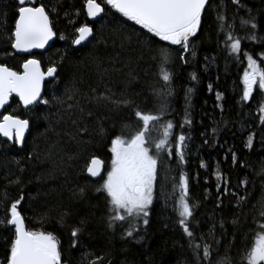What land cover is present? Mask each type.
<instances>
[{
  "label": "trees",
  "instance_id": "obj_1",
  "mask_svg": "<svg viewBox=\"0 0 264 264\" xmlns=\"http://www.w3.org/2000/svg\"><path fill=\"white\" fill-rule=\"evenodd\" d=\"M36 2L45 4L49 11L55 6L50 19L56 38L47 51L31 56L40 60L44 70L56 67L57 73L44 84L41 98L49 100L48 105L38 103L24 108L12 96L5 108L7 113L28 119L30 127L22 146L0 135V198L7 192V200L0 202V219L11 203L23 196L18 210L26 228L56 235L63 264H196L189 238L173 210L180 192L178 177L186 174L190 178V203L197 206L190 221L192 230L197 237L213 230L221 244L220 254L229 247V254L238 264L254 243L259 223H264L259 214L260 203H264V124L259 111L264 94L254 90V99L241 100L247 60L237 59L225 48L216 11L204 22L197 55L189 56L187 65L177 62L168 68L174 73L173 95L169 97L171 112L164 119L183 124L187 107L193 121L183 129H174L177 135L183 132L190 136L185 142L186 163H179L175 155L161 154L149 225L138 222L139 234L129 240L123 236L126 224L115 229L108 227L110 208L105 195L96 191L103 181L90 177L87 167L93 158H100L106 164L102 174L106 176L111 164V138L121 131L126 138L132 135L138 118L132 107L97 104L94 97L108 95L110 89L116 94L113 99L127 97L141 110H153L158 104L153 90L158 81L163 83L158 50L146 38L138 39L143 30L130 21L110 23L112 14L91 21L87 0ZM213 2L225 14V26L233 23L237 6L231 0ZM242 2L246 7L238 15L248 19L250 10L260 25L256 36L264 37V0ZM112 13L119 17L115 10ZM16 18L15 0H0V63L21 72L30 56L15 53L7 38L14 30ZM84 24L93 27L94 37L76 46L72 43L78 35L75 29ZM249 29L250 25L241 27L236 20L238 36L245 37ZM61 36L65 38L60 39ZM242 50L255 58L264 52V47L258 40L245 38ZM193 72L198 75L197 81L191 80ZM189 88L193 89L191 94L187 93ZM217 93L222 99H217ZM249 139L251 148L247 146ZM217 170L224 177L221 181L216 179ZM224 186L229 193H218L217 187ZM160 187L167 195L161 193ZM81 188L85 189L83 194ZM81 220L87 221L86 227L78 239L73 238L71 231ZM234 220L238 223L234 224ZM8 238L9 231L0 227V260L6 254ZM73 242L77 247H72Z\"/></svg>",
  "mask_w": 264,
  "mask_h": 264
},
{
  "label": "snow or ice",
  "instance_id": "obj_2",
  "mask_svg": "<svg viewBox=\"0 0 264 264\" xmlns=\"http://www.w3.org/2000/svg\"><path fill=\"white\" fill-rule=\"evenodd\" d=\"M231 2L237 6V13L233 14V23L227 26L224 23L225 14L219 11L220 5L214 7L213 0H99V2L87 0L86 2L87 16L90 18L104 19L112 14L113 19L109 21L110 23L121 25L130 21L133 25L139 26V29L143 31L138 33V39L144 37L150 46L157 48V58L161 64L163 83L158 90H153L158 99L155 114L145 113L134 100L127 97L113 99L116 94L110 89L108 95L94 97L97 104L111 103L116 108L132 107L134 116L142 122V127H138L133 135L126 138L121 131L120 134L111 138V166L106 176L101 175L102 161L97 158H93L91 165L87 167L90 177H99L103 181L96 191L105 195L106 203L109 205L108 227L115 229L126 224L124 238L135 239V236L139 234L138 222H142L144 226L149 225V216L156 199V182L161 154L167 157L175 155L179 163H186L185 142L190 139V136H186L183 132L177 135L174 129H183L185 125L190 126L193 121L187 107L183 124H174L171 120L164 119L171 112L168 98L173 95L171 84L174 73L168 68L177 62L187 65L188 57L197 55V41L201 40L204 22L213 11H216L219 31L224 34L225 48L237 59L243 57L247 60V70L243 74L244 87L241 100L247 102L254 99V90L264 94V52L257 53L254 58L252 53L242 50V39L245 38L258 40L261 47H264V37H257L255 34V30L260 26L259 22L250 10L247 13L248 19L238 15L239 10L246 7L242 0H231ZM46 7L45 4L37 5L36 0H15L17 18L14 21V30L7 38L11 48L16 52L30 53L32 49H43L56 36L53 21L50 19L51 12H55L56 8L53 6L49 11ZM112 10H115L119 17H116ZM120 17L125 19L121 20ZM237 19L241 27L250 25L249 32L243 38L236 34ZM75 32L78 34L72 40L75 45H82L89 37H94V29L88 24L77 27ZM64 38V36L60 37V39ZM207 59L208 57H205V60ZM22 67L23 72H19L0 63V108H4L13 95L19 98V103H22L25 108L38 103L49 104V100L41 98V90L45 77H53L57 71L56 67H49L45 73L41 70V62L37 59H26ZM191 80H198L196 72L191 74ZM211 90L212 86L209 85V91ZM192 91L193 89L189 88L187 93L191 94ZM188 94L185 96L186 105L189 104ZM217 99H222L220 93H217ZM259 111L260 122L264 124V103L259 106ZM150 124H155L158 128L162 127V134L153 141H150L148 136ZM28 129V119L3 115L0 121V135L21 145ZM84 131L86 132L87 129L85 128ZM213 132L215 133V129ZM204 143L207 144L208 140L205 139ZM247 146L251 148V139ZM232 159L235 162V155ZM201 167L206 165L201 164ZM215 176L217 181L224 179L219 170L216 171ZM189 179L186 174L179 176L180 192L174 201L173 210L178 215L179 225L189 238V246L196 264H237L229 254V247L224 249L223 255L220 254L221 244L213 230L210 229L207 236L199 237L192 230L190 221L194 219V209L197 206L190 203ZM16 183L20 181L17 180ZM244 183L247 184V181ZM227 184L228 181L225 180V185ZM80 191L83 194L85 189L81 188ZM217 192L227 194L229 188L217 187ZM232 194L235 195V193ZM172 195L175 197V188ZM241 198L247 199V197ZM23 199L24 197L21 196L12 202L5 217L0 219V227H4L10 233V238L6 239L7 251L4 259L0 260V264H63L60 241L56 235L51 232L30 231L26 228L24 217L18 210ZM6 200L7 192L5 191L0 202ZM259 214L261 218H264V203H260ZM233 223L237 224L238 221L234 220ZM86 224V220H81L79 225L71 231V236L78 239ZM258 228L254 243L238 264H244L245 260L246 264H264V223H259ZM208 239L211 243L207 242ZM197 240L203 243H198ZM72 247H77L76 242H73ZM108 264H111V261H108Z\"/></svg>",
  "mask_w": 264,
  "mask_h": 264
},
{
  "label": "water",
  "instance_id": "obj_3",
  "mask_svg": "<svg viewBox=\"0 0 264 264\" xmlns=\"http://www.w3.org/2000/svg\"><path fill=\"white\" fill-rule=\"evenodd\" d=\"M99 18V17H98ZM98 18H95V19H93V18H90L89 17V19L91 20V21H95L96 19H98ZM91 27V26H90ZM91 37H89V39H90ZM88 39V40H89ZM54 40H55V37L53 38V40H51V41H49L48 42V44L45 46V48H43V49H32L31 50V52L30 53H23V52H16V50L14 49V51L17 53V54H20V55H26V56H29L31 53H35V52H43V51H45V50H47L48 48H49V46L54 42ZM86 42V41H85ZM84 42V43H85ZM83 43V44H84ZM28 59H37V58H33V57H30V58H28ZM37 60H39V59H37ZM40 61V60H39ZM12 70H14V69H12ZM41 70L42 71H44L45 73L47 72V70H44L43 69V67H42V65H41ZM15 71V70H14ZM21 72H23V67H22V70H21ZM56 73H57V71H56ZM56 73L54 74V76L53 77H45V80H44V82H43V85H42V90H41V96H42V94H43V89H44V84H45V82L46 81H49V80H51V79H53L55 76H56ZM13 96H15V95H13ZM16 97V96H15ZM18 98V97H17ZM19 99V98H18ZM10 101H11V97L9 98V103L7 104V105H9L10 104ZM22 104V103H21ZM7 105H5L4 106V108L7 106ZM23 105V104H22ZM24 107V106H23ZM30 107V106H29ZM4 108H0V121H2V117H1V115L3 114V115H13V114H11V113H5L4 112ZM17 117V116H16ZM18 118H20V117H18ZM20 119H22V118H20ZM29 127H30V123H29ZM28 131H29V129L25 132V138H26V136H27V133H28ZM3 137V136H2ZM3 138H5V137H3ZM25 138H24V140H25ZM5 139H7V138H5ZM10 141H14V140H10ZM19 146H22L21 144H18ZM97 159H99V160H101L102 161V170H101V175L103 174V171H104V161L102 160V159H100V158H97ZM90 165H91V163H90ZM89 165V166H90ZM88 174V173H87ZM93 179H98L99 177H92ZM20 206V205H19ZM18 206V207H19Z\"/></svg>",
  "mask_w": 264,
  "mask_h": 264
},
{
  "label": "rangeland",
  "instance_id": "obj_4",
  "mask_svg": "<svg viewBox=\"0 0 264 264\" xmlns=\"http://www.w3.org/2000/svg\"><path fill=\"white\" fill-rule=\"evenodd\" d=\"M160 85H161V84H160L159 82H157V86L155 85V88L158 90L159 87H160ZM168 99H169V98H168ZM156 107H157V104H156ZM156 107L152 108L153 110L145 111V113L152 112L153 114H155V109H156ZM143 111H144V110H143ZM166 120H168V119H166ZM131 126H132V127H131ZM131 126H130V128H134L133 125H131ZM135 126H137V128H138V127H142V122L138 121V119H137V121H136V125H135ZM137 128L133 131L132 135L135 133V131L137 130ZM149 128H150V131H149L148 136H149V140H150V141L156 140V139L162 134V127H159V128H158L155 124H150ZM110 166H111V164H109V170H110ZM161 186H162V185H161ZM160 189H161V193H162V194L167 195V194L164 192L163 188L160 187Z\"/></svg>",
  "mask_w": 264,
  "mask_h": 264
},
{
  "label": "bare ground",
  "instance_id": "obj_5",
  "mask_svg": "<svg viewBox=\"0 0 264 264\" xmlns=\"http://www.w3.org/2000/svg\"><path fill=\"white\" fill-rule=\"evenodd\" d=\"M55 38H56V36H55ZM91 38H92V37H91ZM91 38H90V39H91ZM90 39H89V40H90ZM89 40H87V41H89ZM87 41H86V42H87ZM86 42H85V43H86ZM51 45H52V44H51ZM51 45H50V46H51ZM50 46H49V47H50ZM76 46H80V45H76ZM47 50H48V49H47ZM47 50H45V51H47ZM45 51H43V52H45ZM43 52H42V53H43ZM15 53H16V52H15ZM32 54H33V53H31L29 56H30V57H33V58H36V57H34V56H31ZM30 57H29V58H30ZM37 59H38V58H37ZM158 82H159V81H158ZM102 84H103V83H102ZM154 84H155V83H154ZM156 86H157V84H156ZM190 97H191V96H190ZM11 98H12V97H11ZM180 109H181V108H180ZM172 110H173V109H172ZM181 114H182V113H181ZM182 122H183V121H182ZM131 127H132V126H131ZM200 159H201V158H200ZM180 169H181V168H180ZM179 172H180V171H179ZM171 178H172V177H171ZM178 178H179V177H178ZM175 183H176V182H175ZM159 198H160V197H159ZM171 204H172V203H171ZM169 205H170V204H169Z\"/></svg>",
  "mask_w": 264,
  "mask_h": 264
}]
</instances>
